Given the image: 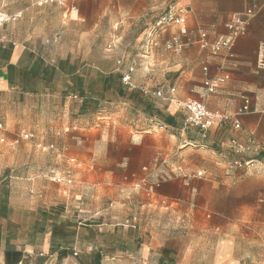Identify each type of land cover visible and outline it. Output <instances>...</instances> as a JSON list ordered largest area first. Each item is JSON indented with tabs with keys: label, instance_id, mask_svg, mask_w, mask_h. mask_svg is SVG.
<instances>
[{
	"label": "crops",
	"instance_id": "1",
	"mask_svg": "<svg viewBox=\"0 0 264 264\" xmlns=\"http://www.w3.org/2000/svg\"><path fill=\"white\" fill-rule=\"evenodd\" d=\"M39 1L0 0V9L20 13L17 21L0 28V121L4 124L0 129V264L102 261L103 254L96 251L89 255V247L74 255L82 246L77 219L65 220L61 204L47 205L40 173L35 179L34 174L15 168L39 159L40 151L43 155L46 149H55L54 144L19 143L27 140L23 137L26 133L48 131L65 141L68 135L70 139L84 135L85 142L90 135L91 142L100 141L105 151L86 161L87 178L94 175L91 169L96 161L99 169L95 174L106 185L115 172L130 181L134 193L144 198L142 209L148 207L147 213H156L159 204L170 203L176 227L189 225L206 239L216 240L210 249H202L200 240L187 245L176 254L178 264L201 262L205 252L214 256L212 264H245L243 243L264 246V149L257 152L252 143L264 147V0H169L156 19L173 5L182 11L183 23L151 33L150 22L138 35L139 58L133 63L121 56V40L113 37L103 51L110 67L94 61L89 29H78L85 20L81 16H89V0H58L44 5ZM139 3L127 14L142 16L144 9ZM235 12L241 13L248 25L233 39L227 24ZM174 36L183 42L180 52L167 48ZM220 39H231L232 43L216 51L213 44ZM130 68L134 87L122 82ZM89 71L96 75H89ZM97 77L104 92L128 99L132 96L136 108L133 114L126 109L109 111L101 117V124L89 130L87 122L85 126L82 122L92 103L89 85H94ZM218 77L225 81L210 89L206 81ZM243 96L249 97L251 110L238 115ZM190 99L200 101L210 111L238 117L240 127L231 119L214 124L207 132L196 128L198 135H190L193 127L186 126L188 114L180 106ZM46 100H53L52 115L47 114ZM233 145L241 151L236 152ZM114 152L121 155L114 158ZM63 154L59 152V156ZM193 155L202 159L200 167ZM70 160L76 162L74 157ZM237 161L245 166L238 168L234 165ZM197 170L202 171L199 176L194 175ZM55 174H69L74 179L69 171L53 172L51 180ZM65 183L71 184L59 182ZM186 195L218 203L220 216L222 199L228 198L226 225L230 235L215 221L197 218L184 225L183 210L178 206L187 204ZM198 208L196 216L207 211L206 205ZM120 211L123 209L118 208V221L122 219ZM105 215L108 219L109 211ZM136 222L134 226L141 228L142 218ZM93 238L87 243L91 248L97 247ZM104 238L101 250L104 244L122 248L128 244L119 236L105 242ZM155 239L145 244L153 247ZM161 257L162 264H177L171 254Z\"/></svg>",
	"mask_w": 264,
	"mask_h": 264
},
{
	"label": "rangeland",
	"instance_id": "2",
	"mask_svg": "<svg viewBox=\"0 0 264 264\" xmlns=\"http://www.w3.org/2000/svg\"><path fill=\"white\" fill-rule=\"evenodd\" d=\"M91 1L92 0H89V16H81L85 18V20L78 26V29L82 31L89 29V43L94 42L92 46L94 61L96 63L103 62V65L108 67H110L111 61H104L103 58V51L105 52L108 48V42L115 36L116 39L120 38L121 46L119 49H121V56L124 57L126 61H131L130 63H133L134 60L137 61L139 56L136 43L139 39V33L144 30L150 22L153 24L156 20V15L161 13L169 3V0ZM138 3L141 5V9H144V14L142 16L127 14L130 13L131 10H134V8L138 6ZM92 74L94 76L96 75L95 72L89 71V75ZM100 80L101 79L97 77L94 81L95 84L89 85V102L92 103H89V116L85 117L82 122L84 126L87 122L89 130L97 126V124H101V121H103L101 117L109 111L117 112V110L126 109L133 114L134 108H136V100L133 99L132 96L128 99L121 97L116 92H114V94L111 92H104L103 84ZM122 82L124 83L123 78ZM78 95L81 97L80 94ZM52 103L53 100L45 101V109L48 115H52L50 113ZM226 122H229V120L216 123L220 124ZM96 129L100 128L96 127ZM207 130L203 132H207ZM190 135L197 136L198 130L192 128V130H190ZM66 140L67 141L61 139L59 135L53 131L34 134L29 140H21L19 142L20 144L22 141L33 144L41 142L43 147L54 144L55 149H46L43 154L44 157L41 154L42 151H40L39 159H33L27 165L15 166V168L30 175L34 174L35 179L37 178L36 175L40 173L42 176L40 178L43 181L42 184L46 188L47 205H50L51 208L54 205V207H56V204H61L63 209L62 215L65 220L77 219L76 224L80 227L78 231L79 241L82 245L81 250H77V254H81L85 247H89V255L96 251H100V253L103 254L100 264H162L160 262L162 258L161 255L168 253L176 258V263L178 264L179 260L176 254H180L187 245L195 244L200 240L202 243L200 247L202 249H210L212 244L216 241L206 239L203 233H199L198 230L186 225L188 223L193 224L194 222L192 220H197L198 218L222 223V231L224 230L227 235H230V230L226 225V223H229L228 198L222 199V216H220V207H218V203L214 201L209 202L207 198H201L198 197V195H186L185 201H187V204L182 207L178 206V209L183 210V219L186 221L183 222V224L186 226L176 227L175 225L178 224L176 222V215L171 213L168 209L171 206L170 203L164 205L159 204L156 213L153 211H151L150 214L147 213L148 207L142 209L143 205H145V202H142L144 198L134 193V186L130 184L129 180H124L122 174L118 175L115 172L113 174L114 178L109 180L111 182L106 185L107 182H103L100 175L95 174L99 166L97 169L96 163L98 162L94 161L93 168L91 169V173H94V175L89 178L84 175L86 161L95 156L97 157L96 153L105 151V149H102L103 146L100 141L95 143L91 142L90 135L89 142H85L84 135H78L76 137L72 135V139H70L68 135ZM234 141L236 140H232V144H234ZM235 146L234 148H236ZM236 149V152L241 151L239 147ZM60 151L62 153L64 152L61 156H59ZM119 151L122 152L123 149ZM120 155L121 154L119 153L118 155L117 152L113 153L114 158H118ZM73 157L76 158V162H71L70 159ZM192 157V159L199 164L198 167H200L202 159L197 155H193ZM234 165H237L238 168H243L245 166L244 163L240 161H237ZM69 171L72 172L74 178L71 184H59V182L50 179L53 172L64 173ZM198 171L199 170H197L194 175L199 176L203 170L199 173ZM59 194H61L60 197H58ZM205 205L207 206V211L204 212L203 215L199 214L196 216V211L199 209L198 207ZM176 207V204H174L173 208ZM118 208L123 209V212L120 211L122 214V219L120 221H118ZM106 210L109 211L108 219H106L105 215V212H107ZM87 214L89 215L86 216ZM140 218H142V227H135L136 221L140 220ZM102 228L106 231L98 230ZM106 232H109V236ZM103 236H105L104 242L107 238H109V240H114V238L119 236L120 239H125L128 244L124 246L125 248L121 246L118 247V245L104 244V249L101 250L102 247L100 246L103 243ZM153 237L156 238L157 244H153V247H151L150 244H145V241L150 242ZM220 237L224 236L222 235ZM90 238L96 240L97 247L91 248V246L87 244ZM207 242H210L211 245H206ZM163 248L166 249L163 250ZM242 249L241 252L245 264H264V246H251L243 243ZM246 253L248 254L247 256ZM200 257L202 261H195V264H212L215 261L213 259L214 256L209 252L201 253ZM89 264L95 263L89 258Z\"/></svg>",
	"mask_w": 264,
	"mask_h": 264
},
{
	"label": "built area",
	"instance_id": "3",
	"mask_svg": "<svg viewBox=\"0 0 264 264\" xmlns=\"http://www.w3.org/2000/svg\"><path fill=\"white\" fill-rule=\"evenodd\" d=\"M60 2L58 0H40L39 4L44 5L48 3H56ZM182 11L177 9L173 5H169L166 9V11L155 20L153 24H151L150 32L156 33L159 30L165 29L167 26L171 24L180 25L183 23L184 18L181 15ZM20 13H8L2 9H0V28L10 22H15L19 19ZM248 20L239 12H235L231 15L230 21L228 22L227 26L230 30V36L235 39L239 35H241L247 28ZM204 44H207V42L203 41ZM232 41L231 39L229 41L226 40H217L213 44V48L216 51H219L222 48L229 47L231 45ZM154 45H156V42H154ZM205 46V45H204ZM167 48L171 49L175 52H180L183 49V42L178 36H174L172 40L167 44ZM133 71L132 68L129 69V71L123 76V81L127 85L134 87L132 80H131V72ZM225 78H214L206 81V85L212 89L214 88L218 83L224 82ZM158 95H161V92H158ZM180 106L186 110L188 114V119L186 126L198 128L202 131H206L209 127L214 125L216 122H224L233 119L232 117L228 115H224L218 112L210 111L207 106L203 103H201L198 100L190 99L184 102H181ZM250 99L248 96H243V105L238 110V115L243 113L250 112ZM234 126L236 128L240 127V121L238 117L234 118ZM0 129H4V124L0 121ZM24 139H30L33 137V134L26 133L24 134ZM254 144V150L260 151L263 150V144L252 142ZM235 145H238L236 141H234ZM53 147V146H51ZM52 180L55 182H68L72 183L71 175L69 174H55L52 176ZM74 255H77V252H74Z\"/></svg>",
	"mask_w": 264,
	"mask_h": 264
}]
</instances>
